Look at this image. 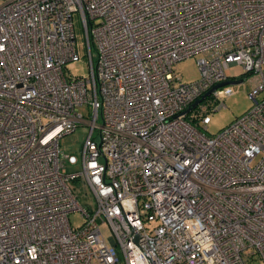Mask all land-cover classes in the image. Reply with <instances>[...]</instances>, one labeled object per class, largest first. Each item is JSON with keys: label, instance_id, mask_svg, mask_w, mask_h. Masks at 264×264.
Returning a JSON list of instances; mask_svg holds the SVG:
<instances>
[{"label": "built area", "instance_id": "obj_1", "mask_svg": "<svg viewBox=\"0 0 264 264\" xmlns=\"http://www.w3.org/2000/svg\"><path fill=\"white\" fill-rule=\"evenodd\" d=\"M74 12L88 76L66 69L79 60ZM195 55L199 77L185 83L174 65ZM233 64L253 75L251 105L208 134L233 91L206 92L233 79ZM81 122L78 158L59 140ZM257 258L264 264V0H0V264Z\"/></svg>", "mask_w": 264, "mask_h": 264}, {"label": "rangeland", "instance_id": "obj_2", "mask_svg": "<svg viewBox=\"0 0 264 264\" xmlns=\"http://www.w3.org/2000/svg\"><path fill=\"white\" fill-rule=\"evenodd\" d=\"M80 14L78 12L73 13V26H74V34H75V43L77 48V55H79V60L76 62L71 63L66 69L68 72L75 76H88L90 69L89 65V58L87 55V46L85 42V31L84 26L82 23V19H80ZM93 59H96V54L93 52ZM199 56L195 55L185 60H181L176 62L174 65V69L181 75L182 80L186 82L195 81L198 79L199 70L197 65V58ZM243 72L242 67L237 64L230 65L224 74L227 77L233 78V80L243 79L242 82L235 83V84H228L232 88V93L229 96L224 97V104L223 108L215 110L211 113V120L208 122L206 127V133L214 134L228 125L231 121H233L236 117L244 113L251 105V100L247 97L248 92L251 89V83H253V75L243 76L241 75ZM82 116L85 117V120H88L91 113L87 104L81 105L78 107ZM97 123H100V118L97 120ZM89 125L86 122H81L78 124V127L69 134L62 136L59 140V148L61 152L64 153H71L74 154L79 158L80 153L83 145V139H85L87 135ZM93 140H97L98 130L95 129L92 133ZM65 170L67 172H76L80 169V166L77 164L74 165H64ZM71 185H73L74 190L77 189L79 186L77 181H72ZM77 198L78 202L81 205H91V197L87 193H84V189H78ZM79 211H75L69 213V221L71 226H78L82 224L83 218ZM103 232L107 235V228L105 225L102 226ZM96 264V263H95ZM250 264H262L260 259H255Z\"/></svg>", "mask_w": 264, "mask_h": 264}, {"label": "water", "instance_id": "obj_3", "mask_svg": "<svg viewBox=\"0 0 264 264\" xmlns=\"http://www.w3.org/2000/svg\"><path fill=\"white\" fill-rule=\"evenodd\" d=\"M239 82H242V80L241 79H238V80H233V79H228V80H225V81H223V82H220V83H218V84H216V85H213V87L208 91V92H206V94H208L212 89H215V88H217V87H219V86H222V85H225V84H235V83H239ZM205 94V95H206ZM199 101V99L197 100V101H195L193 104H192V107L194 106V105H196V103Z\"/></svg>", "mask_w": 264, "mask_h": 264}, {"label": "trees", "instance_id": "obj_4", "mask_svg": "<svg viewBox=\"0 0 264 264\" xmlns=\"http://www.w3.org/2000/svg\"><path fill=\"white\" fill-rule=\"evenodd\" d=\"M78 185L80 186L79 182L77 181ZM79 188V187H78Z\"/></svg>", "mask_w": 264, "mask_h": 264}]
</instances>
